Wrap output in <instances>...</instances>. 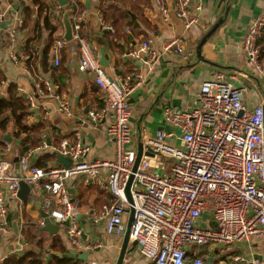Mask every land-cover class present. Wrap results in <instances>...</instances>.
Listing matches in <instances>:
<instances>
[{"label":"built area","instance_id":"2783aa9c","mask_svg":"<svg viewBox=\"0 0 264 264\" xmlns=\"http://www.w3.org/2000/svg\"><path fill=\"white\" fill-rule=\"evenodd\" d=\"M190 4L191 0H156L163 22L168 23L171 14L183 20L186 30L197 23ZM82 17V13L75 16L72 26L78 44L77 70L91 76L103 98L101 112H88L87 121L99 123L104 116L110 117L106 135L113 146V157L86 160L89 148L79 132L72 141L62 140L54 149L70 159L68 169L59 164L43 170L31 166L28 156H24L19 160V178H15L8 162L0 157L1 223L5 224L9 201L16 199L22 181L32 195L42 194L43 212L52 224L65 228L77 253L95 251L97 244L82 242L78 211L66 186L69 179L83 178L111 198L112 202L103 205L96 215L108 237L123 239L127 229L124 219L132 210L129 242H136V250L147 264H206L210 253L212 264L219 259L231 264H264L225 252L227 247L264 235L263 104L246 108L245 90L233 84L236 77L228 79L214 73L201 84L194 108H163V121L171 131L159 137L141 136L142 157L133 173L136 151L127 148L132 139L128 97L142 84L143 76L134 66L125 77L108 78L88 40L79 36ZM263 29L264 19L256 18L244 36L242 48L253 74L264 80V64L257 47ZM151 43L149 39L141 42L124 58L155 61L160 54L150 47ZM54 44L60 49L65 42L56 40ZM172 49L182 60L188 58L179 39L168 41L162 50ZM11 60L17 63L15 57ZM58 65L54 58V66ZM36 90L44 95L52 87L37 84ZM26 98L29 108L34 109L32 97ZM57 110L65 116L71 114L66 100H59ZM46 147L42 141L39 149ZM151 160L155 161L153 166ZM153 170H161L162 174ZM130 177L129 204L125 189ZM203 215L211 217L209 225L200 224ZM201 249H207L204 259L200 257Z\"/></svg>","mask_w":264,"mask_h":264},{"label":"crops","instance_id":"0c3cea01","mask_svg":"<svg viewBox=\"0 0 264 264\" xmlns=\"http://www.w3.org/2000/svg\"><path fill=\"white\" fill-rule=\"evenodd\" d=\"M77 3L79 11L75 14L67 0L64 6H61L58 0H42L43 8L38 15L39 6L34 5L33 0H0V98L8 99L9 85H13L16 94H22L26 101V96L30 95L35 106L27 118L28 125L43 122L45 131L42 141L47 144L46 148L38 147L29 150L30 154H21L20 141L12 135L11 129L5 132L0 130V157L8 162L12 175L16 170L19 174V160L24 156H28L33 167L59 165L55 157L48 161L42 157L54 154V149L59 146L60 141H72L77 132L89 148L86 160L113 157V146L106 135L110 117L104 116L99 123L87 121L88 112H101L103 98L91 76L77 70L78 44L73 39V31L72 39L64 40L63 47L55 49V41L64 37L65 19L72 28L73 18L81 13L82 29L79 36L88 40L98 62L101 51L107 56L102 68L108 78L117 80L125 77L134 66L143 76L142 84L128 97L129 125L132 132L131 142L127 144L128 149L136 151L143 134L159 137L163 133H169L171 129L162 118L163 108H194L201 84L210 80L214 73H222L228 79L236 77L233 84L245 90L243 104L246 108L252 109L264 104V80L253 74L242 48L244 36L252 22L258 17L264 19V0H191L190 7L197 16V23L187 30L183 20L171 14L169 22L164 23L156 0L135 3L133 7L131 0H125V3L123 0H110V3L105 0H77ZM113 7L120 9L124 17L108 21ZM26 8L35 10L30 25H40L41 34H44L42 43L34 46L32 60L25 49L33 32V27L23 26V11ZM218 19L223 22L203 45V61H198L196 48ZM45 20L54 28V38L49 48H46L48 31L43 28ZM148 39L152 41L150 47L160 54L158 59L146 62L145 58H142L133 62L124 58V54ZM175 39L181 41L183 50L188 54L185 61L174 49L167 52L162 50L168 41ZM257 47L260 51V62L264 64V29L257 41ZM12 57L16 58L17 63L12 62ZM54 58L59 61L57 67L54 66ZM43 83H48L52 91L39 95L36 85ZM59 100H66L70 105L69 116L58 112ZM36 109L37 112L34 111ZM3 137H8L10 141L2 139ZM150 164L153 166L155 161L151 160ZM16 165L18 168H15ZM66 186L78 211V225L83 234L88 230L85 242L99 246L88 254L87 262L115 264L122 240L105 235L103 222L96 218L101 207L112 202L111 198L97 185L86 184L83 178L69 179ZM41 195L30 193L23 202L18 201L16 219L13 218L14 212L10 208L12 200L9 201L6 222L2 224L0 221V264L7 257L13 254L22 256L26 251L41 254L46 264L52 258L50 246L55 238L59 240V243H56L57 251L54 252L56 257L64 258L69 251H75L66 236L65 228H61L54 236L39 230L43 221L40 215L43 211ZM124 220L128 222L127 217ZM210 223L211 217L203 215L200 224ZM25 234L34 237L31 243L25 240ZM40 241L42 244H38ZM225 252L239 255L248 261L264 262V235L227 247ZM68 258L73 259L71 256ZM122 264L147 263L135 248L126 253ZM216 264L231 263L219 259Z\"/></svg>","mask_w":264,"mask_h":264},{"label":"trees","instance_id":"16d2710c","mask_svg":"<svg viewBox=\"0 0 264 264\" xmlns=\"http://www.w3.org/2000/svg\"><path fill=\"white\" fill-rule=\"evenodd\" d=\"M69 2V5L73 8V11H75V14L78 13V3L77 0H67ZM122 0H116V2ZM131 6L133 7L135 3L140 4L141 2H146L147 0H131ZM34 5L39 6L38 15H40V11L43 8L42 0H33ZM106 3H110V0H105ZM125 3V0H123ZM78 8V9H77ZM35 10L34 9H24L23 11V26L24 28H32V37L29 38V41L26 46V51L28 55L31 58V54L34 53V46L40 45L43 38V33L41 34V26H31L30 23H32V18L34 17ZM126 16V15H125ZM40 17V16H39ZM110 19H116V18H123L124 13L117 9L116 7H113L112 14L108 16ZM43 28L48 31V35L46 38V48H49L52 45V40L54 38V28L49 26L47 24V21L45 20ZM31 62V61H30ZM1 75H0V84H1ZM8 99L5 100L4 98H0V130L2 132H5L7 129H11L12 135L20 141V153L25 154L28 153L29 150L37 149L42 142V135L45 131V124L41 121L38 122L37 125H28L27 118L30 117L32 114V109L29 108L28 104L26 103V99L22 94L17 95L15 87L13 85H9L8 90ZM53 154H46L42 157L43 160L48 161L50 159H53ZM43 163H40V165ZM43 170H46L48 167L42 166ZM25 240L28 242L33 241V236L30 234H25ZM59 243L58 239H54L52 241V244L50 246V250L52 253L51 260L46 264H81L78 260L72 259V258H59L56 257L54 252L57 250V244ZM38 244H42V241H40ZM207 249H201L200 250V257L204 259L206 255ZM62 252V251H61ZM1 264H45L42 260L41 254H35L32 251H26L22 256H17L15 254L7 257Z\"/></svg>","mask_w":264,"mask_h":264},{"label":"water","instance_id":"95a60500","mask_svg":"<svg viewBox=\"0 0 264 264\" xmlns=\"http://www.w3.org/2000/svg\"><path fill=\"white\" fill-rule=\"evenodd\" d=\"M59 4L61 6H64L66 4V0H58ZM223 20L222 19H218L217 22L213 25V27L211 28V30L209 32L206 33V35L202 38V40L200 41L199 45L196 48V58L198 61H203L202 57H201V50L203 45H205V43L211 38V36L215 33V31L220 27V25L222 24ZM64 29H65V34L63 39L61 40H65V41H70L72 39V28L69 24V22L67 21V19H65L64 21ZM64 41V42H65ZM100 66H105V64H102L104 62V59H107V56H104L103 51L100 52ZM263 142H264V104H263ZM35 112H37L38 110H34ZM38 118V116H37ZM2 139L10 141L8 137H3ZM53 156L55 157L56 161L62 165L64 168L68 169L71 165V161L68 157H62L56 153L53 154ZM146 156L148 157H152V154L147 153ZM142 157V147L139 145L136 149V160H135V164L133 167V173L135 172L137 165L140 161V158ZM15 168H18V166L16 165ZM15 178H19V174L16 173L14 174ZM132 177L129 178V181L127 183L126 189H125V196L126 199L128 201V203L130 204V197H129V187H130V183H131ZM30 194V187L20 181L19 182V190L17 192V196L16 199H13L10 203V208L11 210L14 212V216L13 218L16 219L17 217V203L18 201L23 202L24 199L26 198L27 195ZM41 218L43 219V224L41 226H39V230L48 233L49 236H54L56 234H58L60 232V227L56 224H52L51 221L48 218V214L44 213L43 211L40 212ZM132 216H133V212L132 210H130L129 212V218H128V222H127V229H126V233L122 239V245H121V249L118 255V258L116 260L115 264H122L124 257L126 255V253L133 251L136 248V242H129V230H130V225L132 222ZM92 223V222H91ZM64 227H67V223L64 224ZM86 234L88 233V230H86L85 232ZM86 234H83L82 236V242L86 241ZM131 243V244H130ZM130 244V249L128 250V246ZM213 254L210 253L208 258L205 259V263L206 264H212L213 261ZM69 256L76 258L79 261L85 262L88 259V253H76L75 251H69V253L65 256H63L64 258H68ZM62 257V256H59Z\"/></svg>","mask_w":264,"mask_h":264},{"label":"rangeland","instance_id":"374dc122","mask_svg":"<svg viewBox=\"0 0 264 264\" xmlns=\"http://www.w3.org/2000/svg\"><path fill=\"white\" fill-rule=\"evenodd\" d=\"M173 144H175V142H172ZM154 172L158 173V174H162L161 170H153ZM210 249V248H209ZM211 251H216L215 249H210Z\"/></svg>","mask_w":264,"mask_h":264}]
</instances>
